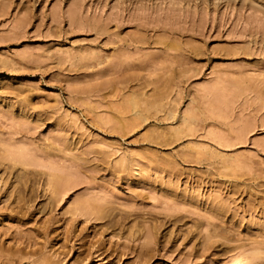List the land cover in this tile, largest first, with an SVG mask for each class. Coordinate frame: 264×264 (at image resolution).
Masks as SVG:
<instances>
[{"label":"rangeland","instance_id":"rangeland-1","mask_svg":"<svg viewBox=\"0 0 264 264\" xmlns=\"http://www.w3.org/2000/svg\"><path fill=\"white\" fill-rule=\"evenodd\" d=\"M236 258L264 264V0H0V264Z\"/></svg>","mask_w":264,"mask_h":264},{"label":"bare ground","instance_id":"bare-ground-1","mask_svg":"<svg viewBox=\"0 0 264 264\" xmlns=\"http://www.w3.org/2000/svg\"><path fill=\"white\" fill-rule=\"evenodd\" d=\"M136 112H138V110H137ZM54 179H55V181H54ZM66 181L68 182V180H66V179H65V180H62L61 178L55 176V177L53 178V180H52V183H53V186H54V187H56V186H57V187H63V186H65V185L67 184ZM62 183H63V184H62ZM64 184H65V185H64ZM96 207H97V206H96ZM96 207H94L93 209L96 210V209H95ZM97 209H98V208H97ZM98 211H101V210L98 209ZM101 212H102V211H101ZM101 214H104V213H101ZM105 215H106V214H105ZM107 215H108V214H107ZM108 216H109V215H108ZM232 263H233V264H241V263H242V262H241V258H236V259H234Z\"/></svg>","mask_w":264,"mask_h":264}]
</instances>
